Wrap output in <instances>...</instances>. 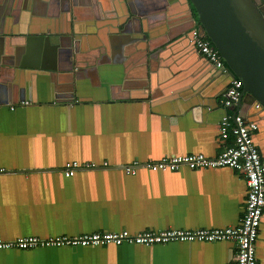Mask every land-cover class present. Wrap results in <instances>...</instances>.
Returning a JSON list of instances; mask_svg holds the SVG:
<instances>
[{"label":"crops","instance_id":"crops-1","mask_svg":"<svg viewBox=\"0 0 264 264\" xmlns=\"http://www.w3.org/2000/svg\"><path fill=\"white\" fill-rule=\"evenodd\" d=\"M76 1L69 3L72 21H65L66 10L56 12L52 0H0V37L6 28L10 39L21 37L9 48L0 40V62L8 63L0 66V84L15 86L14 69L24 70L27 100L21 102L19 89L0 92V239L236 225L247 186L232 169L123 170L134 160L215 157L232 141L223 145L219 139L230 76L187 42H175L194 25L190 1ZM255 2L264 10V0ZM75 14L82 21H73ZM137 21L145 22L152 40L175 37L154 64L148 40L133 46L127 39L139 38L134 28L119 32L120 23L133 27ZM86 22L78 51L61 54L60 39L68 45L74 23ZM66 58L73 82L59 77ZM254 103L245 97L231 113L259 124L254 140L264 160V110ZM70 161L99 167L66 177L62 169ZM104 162L109 167H100ZM257 257L264 264V219ZM0 264H236V247L197 242L13 249L0 250Z\"/></svg>","mask_w":264,"mask_h":264},{"label":"built area","instance_id":"built-area-1","mask_svg":"<svg viewBox=\"0 0 264 264\" xmlns=\"http://www.w3.org/2000/svg\"><path fill=\"white\" fill-rule=\"evenodd\" d=\"M191 42L199 55L224 73H230L222 56L206 37L201 36L198 28L192 30ZM243 82L234 78L224 95L221 104L225 114L219 123L220 144L231 143L215 157L202 153L171 155L159 160L141 162L134 160L123 168L127 175H136L140 169L151 172H177L182 169L201 171L229 168L241 174L246 182L247 192L242 217L234 226L225 228L164 229L131 232L95 231L77 236H57L47 239L39 237H20L13 241L0 239V250H32L37 248H76L108 247L123 245H166L170 243H232L236 247V264H258L257 244L264 219V160L255 144V133L259 124L242 114L231 113L244 97ZM260 104L256 105L260 109ZM99 166L93 162L70 161L62 169L66 177H73L78 171L90 170ZM100 167H109L104 162ZM5 170L1 169L0 174Z\"/></svg>","mask_w":264,"mask_h":264},{"label":"water","instance_id":"water-1","mask_svg":"<svg viewBox=\"0 0 264 264\" xmlns=\"http://www.w3.org/2000/svg\"><path fill=\"white\" fill-rule=\"evenodd\" d=\"M52 1L55 5L54 8L56 9V12L59 11V9H62L63 12L66 10V13L61 15L63 17L62 20L72 21V18H70V0ZM189 1L193 9L189 17L190 21H195L194 25H190L189 29H186L178 35V40L175 39V42H187L189 48H191L193 52L199 56L194 44L191 42L190 36L192 30L198 28L201 36L210 40L214 47L219 51L224 63L230 71L228 75L230 76L231 81L234 78H238L243 82V91L245 95L235 107H241L243 105L244 98L251 97L255 102L254 105L256 106L257 104H260V109L264 110V10L255 2V0ZM76 2L77 1L74 0V4H76ZM51 9H53V7H51ZM131 13L133 12L131 11ZM73 21L82 20L78 19L75 14ZM137 23H139V25L137 24L136 26L131 27L128 23L122 22L120 23V26H123V30L119 32H127L134 28L139 35V38L131 37L127 39V41H129V43L133 46H136L137 44L139 45L140 42L148 40L146 52H152L149 56V61L151 64H154L157 62L162 53L168 52V48H170L175 37H167L163 41L152 40L151 37H148L149 31L145 22L142 21L141 23V21H137ZM74 24V33L71 35L70 39H68V45L60 39L59 45L56 47L61 54H71L72 49H75L76 52L78 51V37L79 35L85 33V26L89 23ZM45 32L46 31H40L39 35H42ZM36 33H38V31H36ZM9 34L10 32L6 28L4 33L1 35L2 37H0V40L4 43L3 45L7 48H9L11 41H21V37H18L17 34L14 39H10L11 37ZM67 59L69 64L70 58H66L65 60ZM202 60L210 63L205 57H203ZM7 65V62H0V66L5 67ZM211 65L213 66V64ZM76 68H79L78 62L76 63ZM14 70L17 77L15 86L0 84V92L2 90L3 92L11 91L9 88L19 89L21 102H27L25 98L24 83L26 73L24 70ZM72 70V64H63L59 72L66 73L59 75V77H66L67 80L73 82V72H70ZM7 71H10L9 68ZM68 71L70 73H67ZM75 74L78 76V71H75ZM70 97L74 99V95H70ZM6 101L7 99H3L1 102L6 104L8 103Z\"/></svg>","mask_w":264,"mask_h":264}]
</instances>
